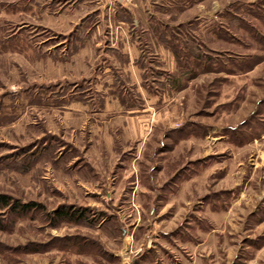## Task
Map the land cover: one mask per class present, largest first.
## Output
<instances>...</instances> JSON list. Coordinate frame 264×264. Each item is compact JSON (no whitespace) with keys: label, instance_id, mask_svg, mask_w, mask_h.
<instances>
[{"label":"rangeland","instance_id":"obj_1","mask_svg":"<svg viewBox=\"0 0 264 264\" xmlns=\"http://www.w3.org/2000/svg\"><path fill=\"white\" fill-rule=\"evenodd\" d=\"M0 193V264H264V0H0Z\"/></svg>","mask_w":264,"mask_h":264},{"label":"trees","instance_id":"obj_2","mask_svg":"<svg viewBox=\"0 0 264 264\" xmlns=\"http://www.w3.org/2000/svg\"><path fill=\"white\" fill-rule=\"evenodd\" d=\"M126 16H129V19L131 18V14L129 12L125 13ZM128 19V20H129ZM222 26V25H221ZM220 26V27H221ZM220 27H218L220 29ZM223 28V26L221 27V29ZM156 35L158 36V40H164L165 41V35L160 32V31H156ZM84 38V33L82 34V36H80V39ZM173 42V43H172ZM169 44L171 46V49L173 50L174 54L176 55V57H180L179 56V47L175 45V42L172 41ZM196 58L200 59L203 57L202 53H199L195 56ZM201 63H195V66L199 65ZM194 65V63H193ZM187 66V65H185ZM195 66L192 68L188 65L187 68V72H186V76H189L193 73ZM194 74V73H193ZM175 79V78H174ZM179 84V83H178ZM39 206V204H36L34 202H29V203H21L19 200H15L14 198H12L11 196L5 194V193H0V211H7L10 210L11 213L20 216V217H24L27 216L29 213H31L32 211H34L37 207ZM69 212H60L59 215L62 218H68L70 217L71 219L74 218L71 215H69ZM84 216V214L79 215V217ZM78 218V217H77ZM0 228H4V225L2 224L1 220H0Z\"/></svg>","mask_w":264,"mask_h":264},{"label":"crops","instance_id":"obj_3","mask_svg":"<svg viewBox=\"0 0 264 264\" xmlns=\"http://www.w3.org/2000/svg\"><path fill=\"white\" fill-rule=\"evenodd\" d=\"M142 110H143V109H142ZM131 113H134V112L131 111ZM142 122H143L142 119H140V130H143V129H142V125H143ZM143 128H144V127H143ZM141 132H142V131H141Z\"/></svg>","mask_w":264,"mask_h":264}]
</instances>
